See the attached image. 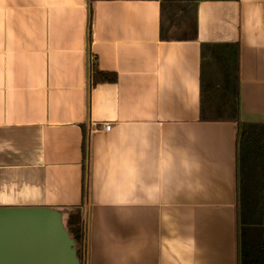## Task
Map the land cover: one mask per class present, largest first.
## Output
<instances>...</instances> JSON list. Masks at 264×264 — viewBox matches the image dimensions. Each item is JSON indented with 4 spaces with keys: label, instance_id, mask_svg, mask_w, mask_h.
Segmentation results:
<instances>
[{
    "label": "crops",
    "instance_id": "crops-1",
    "mask_svg": "<svg viewBox=\"0 0 264 264\" xmlns=\"http://www.w3.org/2000/svg\"><path fill=\"white\" fill-rule=\"evenodd\" d=\"M195 16L184 40L158 0H0V208L80 210L83 264H238V124L200 119L201 45H237L264 124V0Z\"/></svg>",
    "mask_w": 264,
    "mask_h": 264
},
{
    "label": "trees",
    "instance_id": "trees-1",
    "mask_svg": "<svg viewBox=\"0 0 264 264\" xmlns=\"http://www.w3.org/2000/svg\"><path fill=\"white\" fill-rule=\"evenodd\" d=\"M161 38L175 27L184 40L196 36V3L203 0H158ZM92 84L114 83L116 75L90 66ZM201 121H231L237 134V260L264 264V124L239 122L238 47L201 45ZM65 228L84 262L85 223L80 210L64 214Z\"/></svg>",
    "mask_w": 264,
    "mask_h": 264
},
{
    "label": "water",
    "instance_id": "water-1",
    "mask_svg": "<svg viewBox=\"0 0 264 264\" xmlns=\"http://www.w3.org/2000/svg\"><path fill=\"white\" fill-rule=\"evenodd\" d=\"M64 214L46 207L0 208V264H80Z\"/></svg>",
    "mask_w": 264,
    "mask_h": 264
},
{
    "label": "built area",
    "instance_id": "built-area-1",
    "mask_svg": "<svg viewBox=\"0 0 264 264\" xmlns=\"http://www.w3.org/2000/svg\"><path fill=\"white\" fill-rule=\"evenodd\" d=\"M111 129V125H104L103 130L109 132Z\"/></svg>",
    "mask_w": 264,
    "mask_h": 264
},
{
    "label": "rangeland",
    "instance_id": "rangeland-1",
    "mask_svg": "<svg viewBox=\"0 0 264 264\" xmlns=\"http://www.w3.org/2000/svg\"><path fill=\"white\" fill-rule=\"evenodd\" d=\"M64 226H65V224H64Z\"/></svg>",
    "mask_w": 264,
    "mask_h": 264
}]
</instances>
